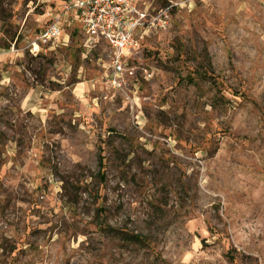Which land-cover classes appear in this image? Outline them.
I'll list each match as a JSON object with an SVG mask.
<instances>
[{
  "label": "rangeland",
  "instance_id": "1",
  "mask_svg": "<svg viewBox=\"0 0 264 264\" xmlns=\"http://www.w3.org/2000/svg\"><path fill=\"white\" fill-rule=\"evenodd\" d=\"M64 1L0 0V264H264V0H153L121 90Z\"/></svg>",
  "mask_w": 264,
  "mask_h": 264
},
{
  "label": "built area",
  "instance_id": "2",
  "mask_svg": "<svg viewBox=\"0 0 264 264\" xmlns=\"http://www.w3.org/2000/svg\"><path fill=\"white\" fill-rule=\"evenodd\" d=\"M153 0H65L57 13L37 36L38 48L60 44L68 37L66 30L77 29L83 37V51L89 52L99 45L109 50V74L105 81L113 90H121L129 65L139 52L149 33L166 28L167 9L156 10ZM42 44V45H41Z\"/></svg>",
  "mask_w": 264,
  "mask_h": 264
},
{
  "label": "trees",
  "instance_id": "3",
  "mask_svg": "<svg viewBox=\"0 0 264 264\" xmlns=\"http://www.w3.org/2000/svg\"><path fill=\"white\" fill-rule=\"evenodd\" d=\"M75 31L78 32V30H75ZM99 167H100V170L102 171V169H103V163H102V159L101 158H100V162H99Z\"/></svg>",
  "mask_w": 264,
  "mask_h": 264
}]
</instances>
